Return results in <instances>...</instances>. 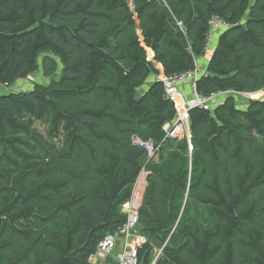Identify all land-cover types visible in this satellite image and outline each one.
<instances>
[{"label":"trees","instance_id":"obj_1","mask_svg":"<svg viewBox=\"0 0 264 264\" xmlns=\"http://www.w3.org/2000/svg\"><path fill=\"white\" fill-rule=\"evenodd\" d=\"M213 15L232 27L198 93L264 92V0H0V85L43 54L60 67L0 93V264H91L143 169L138 264H264V98L191 110L190 138L163 129L177 111L159 67L194 68Z\"/></svg>","mask_w":264,"mask_h":264},{"label":"built area","instance_id":"obj_2","mask_svg":"<svg viewBox=\"0 0 264 264\" xmlns=\"http://www.w3.org/2000/svg\"><path fill=\"white\" fill-rule=\"evenodd\" d=\"M177 25L183 30V23L177 22ZM209 32L206 35V43L203 49V56L196 60L194 68L184 73L173 74L170 76H161L159 80L165 88V97L167 100L174 102L176 107V117L170 123L165 124L164 132L168 138H190L189 131V113L191 110L200 108L203 110H212L218 106H222L228 96H239L252 99L251 94L239 93L237 91L217 92L211 95H202L197 91V81L202 76H208L207 71L199 64V61L206 57L211 50L213 36L216 31H225L232 26L229 22L220 16L213 15L209 19ZM5 87H8L5 85ZM184 87L188 88V93L184 91ZM229 96V97H230ZM218 100H221L220 104ZM137 145L144 147L152 157L155 154V146L152 142L140 143L135 141ZM149 172L143 169L140 174L131 198L124 204L123 213L127 217L126 224L120 228L115 234L106 236L97 246V251L92 254L89 259L91 264L106 259L115 254L118 264H138L139 248L147 244L148 240L140 235L138 230L139 211L143 202L146 184L142 188L140 179L144 177L147 180ZM120 250V251H118ZM117 252V253H116Z\"/></svg>","mask_w":264,"mask_h":264},{"label":"rangeland","instance_id":"obj_3","mask_svg":"<svg viewBox=\"0 0 264 264\" xmlns=\"http://www.w3.org/2000/svg\"><path fill=\"white\" fill-rule=\"evenodd\" d=\"M253 1H255V0H253ZM217 32L220 33L221 31H217ZM212 53H213V47L211 48L210 52L206 55V57L199 61V64L205 70L207 68V66H205V64H206L205 59H208L209 57H211ZM52 63H54L53 67H52ZM208 63H209V61H208ZM57 67H58V70H57ZM46 68H49L50 70H47ZM159 68H160V76L159 77H161V76H163L164 73H163L162 67H159ZM56 70H57V72H56ZM55 74L57 75L56 77L58 78V76L60 74L59 61L51 55L43 54L40 58V61H39V69L36 72L32 73L28 78H26L24 80L23 79L18 80L17 82H15L10 87L8 85H7L8 87L0 85V93L1 94H7L10 92H13V90H15V91H19V90L28 91V90H31L33 88L34 84L48 85ZM184 88H186V87H184ZM186 89H188V88H186ZM142 91L143 90H140V92H142ZM229 96H228V98L232 97V96H230V97ZM251 97L254 100H260V99L264 98V92L253 93V95H251ZM233 98L236 100L237 105L244 108V109H246V107L248 106L249 100H252V99H249L248 96H246L245 98L239 97V96H237V97L234 96ZM220 101L221 100H218L219 104L221 103ZM38 129L40 132L44 133V126L41 125ZM140 179H142L140 182V183H142L141 187L144 188L147 180L144 177H141ZM118 251H120V250H118ZM154 253H155V255H154L155 258H154L152 264H155L157 259L161 256L162 249H156ZM112 256L116 257L115 254Z\"/></svg>","mask_w":264,"mask_h":264},{"label":"crops","instance_id":"obj_4","mask_svg":"<svg viewBox=\"0 0 264 264\" xmlns=\"http://www.w3.org/2000/svg\"><path fill=\"white\" fill-rule=\"evenodd\" d=\"M217 32V31H216ZM215 32V34H214V36H213V40H212V44H211V48L213 47V51H214V49L216 48V46H217V44H218V41H219V37H220V34H221V32L220 33H216ZM209 59H210V57L208 58V59H205L206 60V64H205V66H207L208 65V61H209ZM184 91H186L187 93H188V89H186V88H184ZM97 264V263H96Z\"/></svg>","mask_w":264,"mask_h":264},{"label":"clouds","instance_id":"obj_5","mask_svg":"<svg viewBox=\"0 0 264 264\" xmlns=\"http://www.w3.org/2000/svg\"><path fill=\"white\" fill-rule=\"evenodd\" d=\"M259 93V92H258ZM251 95H253V93H251ZM252 100H254V99H252Z\"/></svg>","mask_w":264,"mask_h":264}]
</instances>
